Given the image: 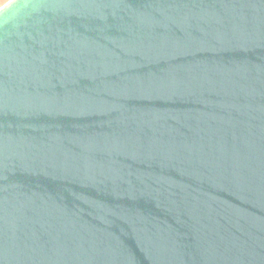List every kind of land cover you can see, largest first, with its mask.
Returning a JSON list of instances; mask_svg holds the SVG:
<instances>
[{
  "label": "water",
  "instance_id": "1",
  "mask_svg": "<svg viewBox=\"0 0 264 264\" xmlns=\"http://www.w3.org/2000/svg\"><path fill=\"white\" fill-rule=\"evenodd\" d=\"M0 264H264V0L0 7Z\"/></svg>",
  "mask_w": 264,
  "mask_h": 264
},
{
  "label": "crops",
  "instance_id": "2",
  "mask_svg": "<svg viewBox=\"0 0 264 264\" xmlns=\"http://www.w3.org/2000/svg\"><path fill=\"white\" fill-rule=\"evenodd\" d=\"M9 0H0V7H2L5 3H7Z\"/></svg>",
  "mask_w": 264,
  "mask_h": 264
}]
</instances>
